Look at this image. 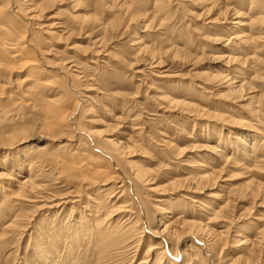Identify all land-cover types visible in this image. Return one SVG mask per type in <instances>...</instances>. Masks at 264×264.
Instances as JSON below:
<instances>
[{
	"label": "rangeland",
	"instance_id": "rangeland-1",
	"mask_svg": "<svg viewBox=\"0 0 264 264\" xmlns=\"http://www.w3.org/2000/svg\"><path fill=\"white\" fill-rule=\"evenodd\" d=\"M39 1L46 9L37 22L49 26L54 24L56 35L46 34L38 23L21 14L20 4L25 8V0H0V6L9 4L7 16L0 19V63H3L0 65V173H4L0 175V191L5 196L0 203V234L5 231L8 240L2 246L0 264H45L38 257L40 246L49 264H98L103 244L99 245L100 230L93 224H87V232L83 230L82 234V230L77 231L79 236L77 234L72 238L70 230L63 226L72 224L84 207L93 203L96 188H102L100 181H97V185L96 181L91 182L92 179L83 182L77 177L81 176L82 169L74 163L80 160L88 166L92 164V168L98 166L101 167L98 169H107L105 177L115 173L124 185L123 197H128L126 199L133 207L132 212L140 216L139 225L145 227V235L132 264L142 261L150 245L157 247L156 252L166 247L167 257L174 260L175 264H198L187 259L199 249L207 264H222L217 260L231 262L234 258L237 262L235 264H244L243 260L247 261L245 264H264V115L262 119L259 118L262 121L258 122L255 116L247 114L249 112L245 107L249 105L252 94L258 97V101L264 99V38L259 40V48L256 50V56L262 61L258 62L260 64L248 62L223 65L225 61L221 57L232 56L234 53L228 51L231 44L220 42L225 36V29L238 19L234 18L235 11L247 13L239 19L249 22L255 17V10L249 11L244 0ZM212 1L216 4H212ZM260 2L264 3V0ZM61 24L66 31L62 27L61 30L56 28ZM258 29L263 37L264 23ZM24 36H27L26 39ZM10 37L19 38L20 44H23H19V50L24 49L26 52L22 51L23 56L32 58L27 57L23 62L11 58L3 45L4 40ZM142 44L148 47L147 51L138 50ZM176 46L185 48L182 54L174 55L173 49ZM249 50L242 49L237 52L240 55L236 56L245 59L251 54L247 53ZM33 58L36 59L34 64H29ZM70 61L77 65L74 69L78 72L64 68L65 63ZM236 68L244 70L242 77L246 84L242 93L226 89L221 77L217 75L220 70L222 74L232 76ZM63 70L68 74L62 73ZM138 70L143 72L138 73ZM46 85L54 88V92H51V88L47 89ZM161 92H168L174 97L179 94L180 98L190 92L188 100L201 104L205 111L170 104L159 99L158 93ZM56 94L57 97H65L56 103L51 100ZM240 94L243 98L238 97ZM259 102L255 106L262 107ZM215 114L220 115V118ZM241 118L250 120L252 124L260 123L256 128H261L259 132L263 137L259 139L263 141L257 143V158L252 159L256 163L259 161L260 166L245 160L235 163V157L234 160L231 158L232 161L222 162L223 159L217 155V152H221L218 148L222 149L225 144L223 138L226 135L232 137L236 132L233 126H227L229 123L225 124L223 120L242 121ZM85 129L95 130L98 137L90 135ZM220 131L225 135L222 139L217 136ZM12 134H20L18 138L21 142L18 140L17 145L13 143L16 146L4 144ZM98 138L126 144L125 156L121 157L124 166L122 170L106 152L108 148L114 147L108 144L107 149L103 145L105 149L98 150ZM217 140L221 141L218 144L220 146L214 144ZM215 146L219 151L211 149ZM26 155L31 158L40 157L36 158L32 166L35 171L30 170L38 174L37 181L45 186L39 192L28 193L26 197L17 199L12 195V190L16 181L29 171L21 163ZM199 155L218 158L215 161L211 159V166L215 171L218 170L216 175L220 178L216 176L213 183L199 188L195 184L172 182L186 177ZM136 170L151 181L141 184L135 178ZM57 176L60 179L55 180ZM134 183L138 188H135ZM37 194L51 198L45 197V203L40 202L42 198L37 199ZM63 198L69 199L71 204H63L65 208L62 210L59 204L50 207L51 201L54 203ZM103 199L108 203L107 206L103 204L104 212L109 211L108 198ZM225 203L227 206L220 214L222 216L217 223L211 224L212 230L204 234L189 231L182 234L185 237L181 236L182 242L177 246L179 251L176 258L178 239L172 242L165 234L154 236L159 227L156 225H159L162 217L161 207L179 205L182 211H197L200 214L197 217L202 216L204 220L209 211L207 208H217V204ZM199 207H202L201 210ZM56 211H60L59 214ZM17 213L21 218L20 224L12 230L6 228L9 220ZM177 215L174 219L180 216ZM261 216L262 224H259L257 219ZM258 224L262 232L256 229ZM245 235L253 243L252 250L250 244L245 246L239 242ZM159 242L163 247L160 244L158 247ZM126 255L125 252L114 250L101 264H129Z\"/></svg>",
	"mask_w": 264,
	"mask_h": 264
},
{
	"label": "bare ground",
	"instance_id": "bare-ground-1",
	"mask_svg": "<svg viewBox=\"0 0 264 264\" xmlns=\"http://www.w3.org/2000/svg\"><path fill=\"white\" fill-rule=\"evenodd\" d=\"M43 1V0H42ZM73 1H75V3H78L79 2V0H73ZM199 1H201V2H205L204 0H199ZM210 1V0H209ZM208 1V2H209ZM227 1V0H226ZM246 3V5L245 6H247L248 7V10L249 11H253V10H255V17L254 18H252V19H250L249 20V22H245L244 20H242V19H239V18H241V17H243V16H245L244 14H247V13H244V12H242V11H240V10H237V11H235V19H237V21H235V22H233L232 23V26L230 27H227L226 29H225V31H224V33L223 34H225V36H223L221 39H220V42H222V43H225V45H230V47L228 48V51H230V53H234L232 56L231 55H223L221 58H223L224 60L223 61H225V63L223 64V65H225V66H227L226 65V63L227 64H230V63H238V65L241 63H248V62H250L251 64L252 63H257V64H260V63H258V62H260L261 60H260V58H258V56H256V54H257V52L258 51H256V50H258V48H259V46H258V42H259V40L260 39H262V38H264V36L262 37L261 35H263V34H260L261 32H259L258 30L260 29H258V26H260V24H261V26H262V24L264 23V3H261L260 2V0H244ZM25 4H26V6H25V8L24 7H22V5L20 4V8L18 7V5H16L18 8H19V10L20 11H22L21 12V14H25L30 20H32V21H35L36 23H38L39 21H38V19H39V17L40 16H42V12H43V10L44 9H46L45 7H43V6H41V2L39 1V0H25ZM215 2H216V0H215ZM16 3V2H15ZM23 3H24V1H23ZM240 3V2H239ZM17 4V3H16ZM114 4V3H113ZM119 4V3H118ZM124 4H126L125 2H124ZM212 4H216V3H214V1H212ZM218 4V3H217ZM8 5L9 4H2L1 6H0V19L1 18H3V17H5V15L7 16V14H6V11H7V9H8ZM121 5V4H120ZM243 5V4H242ZM124 6V5H123ZM129 6V5H128ZM43 7V8H42ZM244 7V6H243ZM120 8V7H119ZM124 8V7H123ZM129 8H130V6H129ZM128 8V9H129ZM225 8V7H224ZM242 8V7H241ZM246 7H244V9H245ZM125 9H126V6H125ZM220 9V11H221V9H222V6H221V8H219ZM247 9V8H246ZM121 10L123 11V9L121 8ZM225 10V9H224ZM227 10V9H226ZM225 10V11H226ZM234 10V9H233ZM18 12V11H17ZM222 12H223V10H222ZM124 13H126V12H124ZM227 13V12H226ZM221 14V13H220ZM225 15V14H224ZM77 16V15H76ZM78 17H80L79 15H78ZM5 19V18H4ZM3 19V20H4ZM42 19V18H41ZM40 19V20H41ZM6 20V19H5ZM43 20V19H42ZM38 21V22H37ZM38 25L41 27V29L42 30H44L45 31V33L46 34H48V35H50L51 34V36H53V34L55 33V35H56V31H53V29L55 28V27H53V25L52 26H49V25H43V24H39L38 23ZM63 24H61L59 27L57 26L56 28L59 30L61 27L63 28ZM37 30V29H36ZM61 30V29H60ZM62 30H65L64 28L62 29ZM256 30V31H255ZM66 31V30H65ZM234 31V32H233ZM64 32V31H63ZM230 32H232L231 34H230ZM59 34V33H58ZM229 35V36H228ZM57 36H59V35H57ZM227 36V37H226ZM26 37L27 36H24V39H26ZM21 38H23V36L21 37ZM20 38V39H21ZM29 38V37H28ZM31 39V38H30ZM32 41V40H31ZM21 42H20V40H19V38H17V39H14V37H13V39L10 37V38H7L6 40H4V42H3V45H4V48L8 51V53H10V55H11V58H13L14 60H20V62L22 61L23 62V60L24 59H27V57L28 58H32V56L30 57V56H26V57H24L23 56V53H22V51H24V49H21V50H19V44H20ZM28 44V43H27ZM101 44V43H100ZM21 46L23 45V44H20ZM100 46V45H99ZM44 48H45V46H44ZM148 47L146 46V45H144V44H142V45H140L139 47H138V50L139 51H144V50H146ZM245 48H248V49H253V51L252 52H250V50H249V52H247V53H251V54H249V55H247L248 57L247 58H245V56H244V58L245 59H241V57L240 56H236L237 54L238 55H240L239 53H237V52H240V51H242V49H245ZM183 49H185V48H181V47H175L173 50H174V55H178L179 53H181L182 51H183ZM47 50H49V49H47ZM105 50V49H104ZM247 50V49H246ZM19 51H21V52H19ZM147 51V50H146ZM170 51V50H169ZM232 51H234V52H232ZM244 51V50H243ZM24 52H26V51H24ZM51 52V51H50ZM166 52V51H165ZM168 52V51H167ZM154 53V52H153ZM184 53H186V52H184ZM243 53V52H242ZM28 54V53H27ZM164 54V53H163ZM182 54V53H181ZM25 55V54H24ZM168 55V54H167ZM46 58V57H45ZM45 58H44V60H45ZM34 59L35 58H33L32 59V62H28L29 64L31 63V64H34L33 62H34ZM264 59V58H263ZM29 60V59H28ZM27 60V61H28ZM36 60V59H35ZM27 61H24V62H27ZM47 61H48V59H47ZM49 62V61H48ZM158 62V61H157ZM262 62V61H261ZM64 63V62H63ZM1 64H3V63H0V65ZM25 64V63H24ZM235 64V65H236ZM244 64H243V66H244ZM47 65H49V64H47ZM52 65V64H51ZM53 65H55V64H53ZM52 65V66H53ZM60 65H64V64H60ZM60 65H59V68H60ZM67 65V66H66ZM69 65V66H68ZM56 66V65H55ZM54 66V67H55ZM229 66V65H228ZM232 66V65H231ZM242 66V65H241ZM254 66V65H253ZM258 66V65H257ZM62 67V66H61ZM77 67V65L76 64H74L73 63V61H70L69 63H65V67L64 68H66V70H71V72L73 71V72H78L76 69H74V68H76ZM236 67V66H235ZM232 68V67H231ZM61 69H63V68H61ZM60 69V70H61ZM245 69V68H244ZM243 70V69H242ZM242 70H241V68H236V70L235 71H233V73L234 74H232V76H230V74H227V75H224V74H222V72L219 70L218 72H217V75L219 76V77H221V81H222V83H223V85H224V87L226 88V89H228V90H230L231 92H233V93H242L243 91H244V87H245V84H246V82H244L243 81V77H242V75H243V73L244 72H242ZM225 71H227V70H225ZM244 71V70H243ZM64 72H66L67 73V71H65V70H63V72L62 73H64ZM138 73H142L143 71L142 70H138L137 71ZM256 72V71H255ZM223 73H225V72H223ZM254 73V72H253ZM68 74V73H67ZM77 75V74H76ZM69 76H70V74H69ZM254 77V76H253ZM77 78V77H76ZM72 79V78H71ZM48 87V88H47ZM46 88L47 89H50L51 87H49V86H47L46 85ZM202 88V87H201ZM204 89V88H203ZM52 90H53V92H54V88H51V92H52ZM90 90V89H89ZM250 90V89H249ZM50 91V90H49ZM177 92V91H176ZM178 93V92H177ZM181 93V92H180ZM248 93V92H247ZM246 93V94H247ZM64 94V93H63ZM189 94H191L190 92H186L185 93V96H181V98H180V96H179V94H176V95H178L177 97H174L172 94V96L168 93V92H161L160 94L158 93V95H160L159 96V99H161V100H166L167 102H169L170 104H175V105H181V106H187V107H189L190 106V108H194V109H199V111H205V108L201 105V104H198V103H196L195 104V102H192L191 100H188L189 98H188V95ZM158 95H157V97H158ZM181 95V94H180ZM249 95V94H248ZM247 95V96H248ZM64 96V95H63ZM62 95H58V97H57V94H56V96L54 95L53 96V98L51 99L52 101H55L56 103L57 102H60L61 101V98L63 97ZM65 97V96H64ZM191 97V96H190ZM239 98L240 97H242L243 98V96L240 94V96H238ZM249 97V96H248ZM247 97V98H248ZM51 98V97H50ZM87 98H89V97H87ZM84 99V98H83ZM245 99V98H244ZM249 99L251 100H249L250 101V103H248L249 105L248 106H245L246 107V110H247V112H249V113H247V114H251L252 116H255V118H257V120H258V122L260 121H262V120H260V119H262V117H263V115H264V99L263 100H259L258 101V97L254 94H252V96L251 97H249ZM246 100V99H245ZM85 102H87L86 100H85ZM256 102H259L260 104H262V107H258V106H255V104H256ZM262 102V103H261ZM60 104V103H59ZM83 104H84V102H83ZM78 105V104H77ZM257 105H258V103H257ZM261 106V105H260ZM78 107V106H77ZM85 107H86V105H85ZM85 107H83L84 109H85ZM82 108V109H83ZM87 109V108H86ZM89 110H90V108H88ZM87 109V110H88ZM74 111V110H73ZM76 111V110H75ZM84 113H86L85 112V110L83 111ZM89 111H87V113H88ZM246 112V111H245ZM73 113V112H72ZM250 115V116H251ZM215 116H217L218 118H220V115H217V114H215ZM243 117V116H242ZM248 118V117H247ZM254 117H253V120L255 119ZM260 118V119H259ZM196 119H197V117H196ZM222 119V118H221ZM240 119V118H239ZM239 119L237 120V121H234V120H232V119H224L223 120V122H225V124L226 123H229V124H231V125H229V124H227V126H233V128H235L234 130L236 131V132H234L233 133V136L232 137H230V136H228V135H226V137H224L223 138V140H224V145L222 146V149H220V148H218L217 146H215V147H211V149L213 148L214 149V151H221V152H217V155H218V157L222 160V162L223 161H227V162H229L230 160H231V158L233 159L234 157L236 158L235 159V163H239V162H237V161H243V160H245V161H253L252 159H255L256 160V158H257V152H258V148H257V143L262 139L261 137H263V136H261L262 134L259 132L260 131V129H258V128H256V126H259L260 125V123H259V125L257 124L256 125V123H254V124H252V122L250 121V120H245V119H243V118H241L242 119V121H239ZM252 120V121H253ZM245 121H249V122H251V123H246ZM58 122V121H57ZM65 122V121H64ZM89 122H91L90 120H89ZM254 122V121H253ZM262 122H264V120L262 121ZM195 126V125H194ZM263 126V125H262ZM61 128V127H60ZM79 128V127H78ZM81 128H84V127H81ZM139 129H141V128H139ZM62 130V129H61ZM81 130V129H80ZM82 130H84V129H82ZM195 130V129H194ZM230 130V129H229ZM228 130V131H229ZM85 131H88L89 133H90V135L91 134H93V135H96L97 137H98V134L96 133V131L95 130H93V131H89V130H86L85 129ZM262 131V130H261ZM56 132H59V131H56ZM231 131H229V133H230ZM69 133V132H68ZM228 133V134H229ZM263 133V132H262ZM65 134V133H64ZM71 134V133H70ZM232 134V133H231ZM3 135H5V134H3ZM20 134H12L11 135V137H9V138H7V140L4 142V144H8V145H14L13 143H15L16 145H17V142H18V140H19V138L18 137H21V136H19ZM65 136V135H64ZM67 136V135H66ZM69 136V135H68ZM203 136V135H202ZM214 136V135H213ZM217 136L218 137H220L221 139H222V137L223 136H225V135H223V133H222V131H220V132H218V134H217ZM71 137V135L69 136V138ZM27 138V137H26ZM217 137H215V139H216ZM259 138H261V139H259ZM6 139V138H5ZM22 139V138H21ZM24 139H25V137H24ZM95 139V138H94ZM219 139V138H218ZM17 140V141H16ZM68 140H70V139H68ZM20 141V140H19ZM212 141H215L214 139L212 140ZM261 141H263V140H261ZM21 142V141H20ZM97 142H98V150H99V148H103V149H105L104 147H106V149H107V145L109 144V145H111L112 147H114L113 149H109L108 148V150H106V152H107V154L109 155V157L111 158V159H114L113 161H115L117 164H118V166L121 168V170H122V168L124 167L123 166V164H122V161H121V157H124L125 156V154H124V151H125V145L126 144H124V143H121V142H119V143H117V142H115V141H113V140H110V139H100V138H98V140H97ZM165 142V141H164ZM168 143L170 142V140L169 141H167ZM167 142H166V144H167ZM220 142L221 141H219L218 142V140H217V143H214V144H216V145H218V144H220ZM223 142V141H222ZM96 143V142H95ZM172 143V142H171ZM263 143V142H262ZM18 144H19V142H18ZM69 144V143H68ZM259 144V143H258ZM16 145H14V146H16ZM97 145V144H96ZM103 145H105L104 147H102ZM172 146V144H169V146ZM261 145V144H260ZM11 146V147H12ZM71 146H72V144H71ZM210 146H211V144H210ZM218 146H220V145H218ZM78 147V146H77ZM208 147V146H207ZM260 147V146H259ZM13 148V147H12ZM71 148H74V147H71ZM70 148V149H71ZM96 148V147H95ZM166 148H167V146H166ZM219 149V150H216V149ZM168 149V148H167ZM208 149H209V147H208ZM97 150V149H96ZM210 150V149H209ZM71 151V150H70ZM105 151V150H104ZM212 151V150H211ZM90 152H92L93 153V151H90ZM97 153H98V151H96ZM106 152H104V153H106ZM213 152V151H212ZM211 152V153H212ZM102 153V152H101ZM101 153H99V154H101ZM214 153V152H213ZM212 153V154H213ZM96 153H94V155H95ZM103 154V153H102ZM101 154V155H102ZM89 155V154H88ZM93 155V154H92ZM105 155V154H104ZM214 155V154H213ZM87 156V155H86ZM96 156V155H95ZM216 156V155H215ZM37 157H39V156H37ZM36 157V158H37ZM90 157H91V155H90ZM212 157V156H211ZM36 158H31L30 156H25V158L23 157V159H24V161L23 162H21V163H23V166H26V168H28V170L29 171H27L28 173H27V175H24V176H22L23 178L22 179H20V180H18V181H16L17 183H15V188H14V190H12L13 191V194L12 195H14L17 199L18 198H22V197H26V195L28 194V193H36V192H39V190H42V188L45 186H43L42 184H40L38 181H37V177L38 176H36V175H38L36 172H34V174L32 173V171L30 170V168L32 169V168H34V167H32V166H34V162H36L35 160H37ZM40 158V157H39ZM73 159H74V157H73ZM86 159H87V157H86ZM106 159V158H105ZM109 159V158H108ZM211 159H213V158H210V157H205V155L204 156H201V155H199L198 156V158L193 162V166H191V171H190V173H188V175L186 176V177H180L179 179L177 178V179H174L172 182H180V183H189V184H195L198 188L200 187V186H204V185H210L211 183H213V181H215L216 179H217V177L216 176H218V175H216L218 172V170L216 169V171L212 168V161H211ZM218 159V158H217ZM217 159H213L214 161L215 160H217ZM219 159V160H220ZM263 159V158H262ZM218 160V161H219ZM234 160V159H233ZM105 161H107V160H105ZM112 161V162H113ZM232 161V160H231ZM91 161H89L88 163H90ZM101 162V161H100ZM111 162V163H112ZM220 162V161H219ZM254 162V161H253ZM258 163H259V161H257ZM261 163H262V165H263V162H264V160H263V162L262 161H260ZM110 163V162H109ZM218 163V162H217ZM242 163V162H241ZM254 163H256V162H254ZM258 163H256V164H258ZM20 164V163H19ZM19 164H17V165H19ZM38 164V163H37ZM50 164V163H49ZM78 168H81L82 170H81V172H80V175L81 176H77V177H79L80 178V180H82L83 182L85 181V182H88L89 180H91L92 179V181L91 182H93V181H100L101 182V187L102 188H96V192H95V197H94V199L92 200V202L93 203H91L90 205H87V207H84V210L83 211H81L80 212V214H79V216L77 217V218H74L73 219V223L72 224H70V223H67L68 225H63L64 226V228H66V229H68V230H70V234L72 235V238H74L73 236L74 235H77L78 233H77V231H81V233L83 232V230L85 231V232H87V224H93V225H95L96 227H97V229L98 230H100V239H99V241H100V244L99 245H101V243H103L102 245H101V247H100V256H99V260H98V264H101L102 263V260L104 259V258H106V257H109V255H110V253L112 252V251H118L119 253H123V252H125V253H127V259H128V263L129 264H132V263H134L135 262V258H136V256H137V252H138V248H139V246H140V244H142V239H143V237H144V233H145V227H140L141 225H139V221L141 220V218H140V216H136V214H135V212H132L133 211V207H131L130 206V204L128 203V201L129 200H127L126 198H128L127 196L126 197H123V193H124V191H125V189H124V185L122 184V181L121 180H119V178H118V176H116V175H114L115 173H113V174H109L110 176H108V177H105L106 176V174L108 173V171H107V169H103V170H101V169H98V168H101V167H95V168H92L91 166H92V164H90L89 166L85 163V161H83V160H80V161H76L75 163H74ZM114 164V163H113ZM111 165V164H110ZM216 164H214V166H215ZM237 165H239V164H237ZM241 165V164H240ZM14 166H16V164H14ZM256 166V165H255ZM254 166V167H255ZM258 166H260V164H258ZM257 167V166H256ZM13 168V167H12ZM15 168V167H14ZM43 168H44V166H43ZM73 168V167H72ZM103 168V167H102ZM257 168H259V167H257ZM261 168V167H260ZM7 167H6V169H5V171H7ZM213 169V170H212ZM27 170V169H26ZM33 171H35L34 169H32ZM43 170V169H42ZM75 170V169H74ZM221 172V171H220ZM36 173V174H35ZM0 175L1 176H3L4 175V173H0ZM66 175V174H65ZM77 175V174H76ZM134 175V174H133ZM40 176V175H39ZM64 177V176H63ZM63 177H62V181H63ZM76 177V178H77ZM219 178H220V176H218ZM79 178H77V179H79ZM135 178L138 180V181H140V183L142 182L144 185L145 184H147V183H149L150 181H151V179H149V177H145V176H143V174L141 173V171H139V170H136V172H135ZM57 179H60V178H58V176H57V178L55 179V180H57ZM72 179H73V177H72ZM72 179L70 180V181H72ZM14 180V179H13ZM17 180V179H16ZM39 180H41L40 178H39ZM68 180V179H67ZM59 181V180H58ZM74 181V180H73ZM75 181H76V179H75ZM218 181V180H217ZM43 182V181H42ZM64 182H66V181H64ZM63 182V183H64ZM80 182V181H79ZM78 182V183H79ZM82 182V183H83ZM60 183V182H59ZM62 183V184H63ZM141 183V184H142ZM64 184H66V183H64ZM89 184V183H88ZM94 185L96 184V183H93ZM93 184L91 185V186H93ZM47 185V184H46ZM80 185V184H79ZM82 185V184H81ZM80 185V186H81ZM97 185H98V182H97ZM134 185H135V188L137 187L138 188V185L137 184H135L134 183ZM143 185V186H144ZM179 185V184H178ZM141 186V185H140ZM180 186V185H179ZM84 187V186H83ZM80 189V188H79ZM98 189V190H97ZM141 189V188H140ZM143 189V188H142ZM137 191V190H136ZM78 192H80V191H78ZM78 192H77V194H78ZM0 203H2L3 201H4V192H2V191H0ZM69 193V192H68ZM138 193V192H137ZM48 194V193H47ZM71 194V192L69 193V195ZM39 195V196H38ZM51 195V194H50ZM65 195V194H64ZM71 195H73V194H71ZM13 196V197H14ZM59 196H61L62 197V195H59ZM74 196V195H73ZM72 196V197H73ZM14 197V198H15ZM44 197V196H43ZM42 196H40V194H37V196H36V198L38 199V198H42L41 200H40V202H44V200H45V197L43 198ZM54 197V196H53ZM65 197V196H64ZM71 197V198H72ZM103 197H107L108 199H106L107 200V202L109 201V203H110V207H109V211H105L104 212V203L106 204V202L104 201V199H103ZM185 197H186V195H185ZM46 198H51V196H47ZM187 198H189V197H187ZM52 199H55V198H52ZM60 199V198H59ZM65 199V200H64ZM67 198H63L62 200H57L56 202H54L53 203V201H51L50 202V207H52V206H58V204L59 205H61V210L63 209V204H68V203H70L71 201L68 199V200H66ZM74 200L76 199V198H73ZM16 200V199H15ZM43 200V201H42ZM14 201V200H13ZM13 201H11V202H13ZM38 201V200H37ZM37 201H34L35 203L37 202ZM193 201V200H192ZM198 201V200H197ZM46 202H47V200H46ZM73 202V201H72ZM226 202V201H225ZM18 203V202H17ZM45 203V202H44ZM88 203V202H87ZM199 203H201V201H199ZM226 203H228V202H226ZM226 203L224 204V205H220V204H217V208H207V209H209V211H208V213L206 214V216H205V219L204 220H202V216L200 217H197L198 215H200L199 213H197V211H190V212H188L187 210H185L184 209V211H182L183 210V208L182 207H180L179 205L178 206H171V208H164V207H161L160 208V211H161V214H162V217H161V219L159 220L160 221V223H159V225H156V226H159L156 230H155V232H154V236H158L157 234H165L166 235V237L169 239V240H173V239H178V242H177V245H176V247L178 246L179 247V245L181 244V242H182V237L184 236L185 237V235H183L182 236V234H184L185 233V231L186 232H188L189 231V233L190 232H195V233H205V232H207V231H210V230H212V227H211V224H214V223H217L218 221V219H220L219 217L220 216H222V215H220V214H222V211L226 208ZM7 204V203H6ZM16 204V203H15ZM71 204V203H70ZM108 204V203H107ZM107 204H106V206H107ZM144 204V203H143ZM202 204H203V202H202ZM1 205V204H0ZM9 205H10V202H9ZM18 205V204H17ZM49 205V204H48ZM205 205V204H204ZM203 205V206H204ZM12 206H13V204H12ZM19 206V205H18ZM35 206V205H34ZM143 206H145V205H143ZM205 206H207V205H205ZM1 207V206H0ZM49 207V208H50ZM151 207V206H150ZM9 208V207H8ZM11 208V207H10ZM44 208V207H43ZM48 208V209H49ZM58 208V207H57ZM65 208V207H64ZM201 208L202 207H199V210H201ZM55 209V208H54ZM68 209V208H67ZM70 209L71 210H73L74 209V207L73 206H71L70 207ZM146 209V208H145ZM15 210V209H14ZM106 210V209H105ZM140 210H142V209H140ZM203 210H205V209H203ZM7 211H9V210H7ZM225 211V210H224ZM60 212V211H59ZM59 212L58 211H56V214L58 213L59 214ZM71 212H73V211H71ZM146 212V211H145ZM62 213H64V212H62ZM139 213H140V211H139ZM149 213V212H148ZM16 214V213H15ZM21 214V213H20ZM50 214V213H49ZM48 214V215H49ZM147 214V213H146ZM174 214H178V215H180V216H178V218L177 219H174V216H176V215H174ZM61 215V214H60ZM124 215V216H123ZM13 216V215H12ZM21 216H23V215H21ZM143 216V215H142ZM149 216V215H148ZM148 216H147V218H148ZM46 217V216H45ZM57 217H59V216H57ZM153 217V216H152ZM203 218H204V216H203ZM222 218V217H221ZM260 218H262V216L261 217H259V219H257L258 221H259V224H262V222L260 221ZM20 215H19V213H17V215H14L13 216V218H11L10 220H9V222L7 223V226H6V228H8V229H11L12 230V228L14 229V228H16L20 223H19V221H20ZM152 219V218H151ZM223 219V218H222ZM147 220V219H146ZM50 221V220H49ZM151 221V220H150ZM75 222V223H74ZM152 222V221H151ZM176 223H177V225H176ZM264 223V222H263ZM47 224H48V222H47ZM51 224V222L49 223V225ZM70 224V225H69ZM103 224H105L104 226H103ZM140 224H141V221H140ZM252 224H254V223H252ZM258 224V226H257V228L256 229H259L260 228V225ZM53 226V225H52ZM90 226V225H89ZM154 226V225H153ZM153 226H151V227H153ZM256 226V225H255ZM50 227V226H49ZM55 227V225L53 226V228ZM18 228H20V227H18ZM179 228H181V229H179ZM238 228V227H237ZM242 228H244V227H242ZM264 228V227H263ZM262 228V229H263ZM52 229V228H51ZM96 229V230H97ZM151 229V228H150ZM44 230V229H43ZM58 230V229H57ZM259 230H261V229H259ZM8 231V230H7ZM90 231V230H89ZM151 231H152V229H151ZM239 231V230H238ZM264 231V230H263ZM96 232V231H95ZM259 232V231H258ZM261 232H262V230H261ZM53 233V232H52ZM238 233V232H237ZM42 234V233H41ZM83 234V233H82ZM187 234V233H186ZM202 234V235H203ZM239 234H242V233H239ZM249 234V233H248ZM55 235V234H54ZM261 235V234H260ZM259 235V236H260ZM263 235H264V233H263ZM78 236H79V234H78ZM80 236H81V234H80ZM152 236V235H151ZM161 236V235H160ZM182 236V237H181ZM187 236V235H186ZM200 236V235H199ZM198 236V237H199ZM237 236H240V235H237ZM253 236V235H252ZM53 237V236H52ZM65 237V236H64ZM71 237V236H70ZM153 237V236H152ZM243 237V236H242ZM261 237V236H260ZM6 238H7V233L5 232V231H3L1 234H0V254H1V249L3 250V248H2V246L4 245V244H6V242L8 241H6ZM36 238V237H35ZM188 238V237H187ZM201 238V237H200ZM244 239H241L240 238V240H239V242H240V244L241 245H249L250 244V248H251V239H250V237L249 236H247V235H245L244 237H243ZM53 239V238H52ZM87 239V238H86ZM151 239V238H150ZM72 240H74V239H72ZM97 240V239H96ZM154 240V239H153ZM152 240V241H153ZM54 241H55V239H54ZM80 241V240H79ZM151 241V240H150ZM168 241V240H167ZM220 241V240H219ZM158 242V241H157ZM173 242V241H172ZM238 242V243H239ZM8 243V242H7ZM42 243V242H41ZM40 243V244H41ZM54 243V242H53ZM73 243V242H72ZM78 244H79V242H77ZM97 243V242H96ZM39 244V243H38ZM55 244V243H54ZM57 244V243H56ZM155 244V243H154ZM157 244V243H156ZM159 244H160V242L158 243V247H159ZM163 244V243H162ZM168 244V243H167ZM253 244V243H252ZM161 245V244H160ZM240 245V246H241ZM245 245V246H246ZM5 246V245H4ZM40 245H38L37 247H39ZM58 246V245H57ZM76 246V245H75ZM155 245H150L149 246V248H148V250H147V252H146V254L144 255V257L141 259L142 261H139V263L140 264H175V262H174V260L172 261L171 259H169L168 257H167V252H168V250H167V248L166 247H164L163 249H161L160 251L158 250L157 252H156V249H157V247L155 246ZM162 247H163V245H161ZM160 246V247H161ZM239 246V245H238ZM44 247V246H43ZM105 247V248H104ZM178 247L176 248L177 250L175 251V258L176 257H178V255H177V253H178V251H179V249H178ZM68 248V247H67ZM75 248V247H74ZM136 248V250H134V252L132 251L133 249H135ZM39 251H38V257L39 258H41L42 259V262L43 263H45V264H49V262H48V260H47V258L48 257H46L44 254V251L42 250V247L40 246L39 247ZM45 249V248H44ZM104 249V250H103ZM245 249V248H244ZM70 250H71V248H70ZM75 250V249H74ZM172 250V248H170L169 247V251H171ZM200 250V249H199ZM198 250V252H195V253H192V254H190L189 256H188V259L187 260H189V261H192V260H194V261H196L198 264H207L206 263V261H205V259H204V257H203V255H202V253H201V251H199ZM250 250V249H249ZM251 250H252V248H251ZM73 251V250H72ZM129 252V253H128ZM183 255H186V254H183ZM50 256H52V255H50ZM102 256V257H101ZM125 256V255H124ZM191 256H193V257H191ZM244 256V255H243ZM101 257V258H100ZM120 257V256H119ZM121 257H123V256H121ZM245 257V256H244ZM234 258V257H233ZM243 258V257H242ZM112 260H113V258H111ZM110 259V260H111ZM115 259H117V257L115 258ZM229 259V258H228ZM235 259V258H234ZM232 260V258H231V262H229V260L227 261V262H223L222 260H217L219 263H222V264H235V263H237V262H235L236 261V259L235 260ZM238 259H239V257H238ZM241 259V258H240ZM109 260V259H108ZM105 261V260H104ZM116 261V260H115ZM114 261V262H115ZM246 261V260H245ZM245 261L243 260V262H244V264H245ZM239 262H241V261H239ZM37 263V262H36ZM138 263V264H139ZM246 263H247V261H246ZM109 264V263H108ZM111 264H112V262H111ZM188 264H189V262H188ZM243 264V263H242Z\"/></svg>",
	"mask_w": 264,
	"mask_h": 264
}]
</instances>
